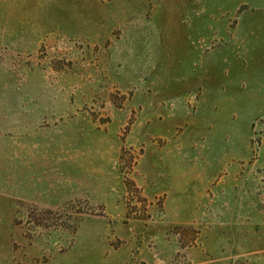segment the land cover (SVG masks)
Wrapping results in <instances>:
<instances>
[{"label": "rangeland", "instance_id": "1", "mask_svg": "<svg viewBox=\"0 0 264 264\" xmlns=\"http://www.w3.org/2000/svg\"><path fill=\"white\" fill-rule=\"evenodd\" d=\"M0 264H264V0H0Z\"/></svg>", "mask_w": 264, "mask_h": 264}]
</instances>
